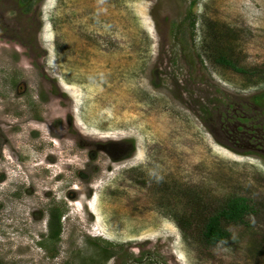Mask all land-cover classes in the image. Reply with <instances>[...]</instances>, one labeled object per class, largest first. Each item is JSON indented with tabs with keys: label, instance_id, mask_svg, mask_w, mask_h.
<instances>
[{
	"label": "rangeland",
	"instance_id": "374dc122",
	"mask_svg": "<svg viewBox=\"0 0 264 264\" xmlns=\"http://www.w3.org/2000/svg\"><path fill=\"white\" fill-rule=\"evenodd\" d=\"M0 264H264V0H0Z\"/></svg>",
	"mask_w": 264,
	"mask_h": 264
},
{
	"label": "trees",
	"instance_id": "16d2710c",
	"mask_svg": "<svg viewBox=\"0 0 264 264\" xmlns=\"http://www.w3.org/2000/svg\"><path fill=\"white\" fill-rule=\"evenodd\" d=\"M25 1L29 4L32 3L33 0ZM209 28L211 29L212 26H209ZM214 62L222 64L233 71H242L236 63L231 62L230 60L228 61L225 54L218 49L216 51ZM132 143H134V141H132ZM195 196L197 197L198 195ZM208 209L209 207H199L198 212L189 217L184 216L182 218H178V216H175L186 240L193 239L194 241L200 242L207 247L216 246L227 241L231 237L226 225L244 224V219L247 213L251 212L249 204L246 200L238 197L228 200L223 208L219 209L216 213L209 212ZM50 224L52 227V234L50 238L60 237L62 234L60 214L52 211Z\"/></svg>",
	"mask_w": 264,
	"mask_h": 264
},
{
	"label": "flooded vegetation",
	"instance_id": "af4514ba",
	"mask_svg": "<svg viewBox=\"0 0 264 264\" xmlns=\"http://www.w3.org/2000/svg\"><path fill=\"white\" fill-rule=\"evenodd\" d=\"M253 140L254 139V137H251L250 138V140ZM242 141H240V140H238V139H234V143L236 144V145H238L239 143H241ZM256 147L257 146H254V145H252L250 142L249 143H246V149H249V150H252V149H255L254 151H256L257 149H256ZM251 148V149H250ZM258 151H261V150H258Z\"/></svg>",
	"mask_w": 264,
	"mask_h": 264
}]
</instances>
